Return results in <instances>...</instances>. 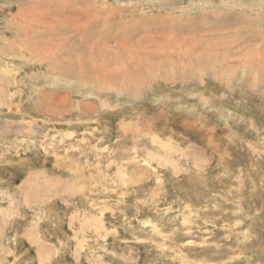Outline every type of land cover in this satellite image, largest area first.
Instances as JSON below:
<instances>
[{"label": "rangeland", "instance_id": "1", "mask_svg": "<svg viewBox=\"0 0 264 264\" xmlns=\"http://www.w3.org/2000/svg\"><path fill=\"white\" fill-rule=\"evenodd\" d=\"M0 264H264V0H0Z\"/></svg>", "mask_w": 264, "mask_h": 264}, {"label": "bare ground", "instance_id": "2", "mask_svg": "<svg viewBox=\"0 0 264 264\" xmlns=\"http://www.w3.org/2000/svg\"><path fill=\"white\" fill-rule=\"evenodd\" d=\"M84 34H85V33H84ZM84 34H83V35H84ZM64 36H65V35H64ZM84 36H87V35H84ZM106 36H107V35H106ZM118 36H119V35H118ZM145 38H146V37H145ZM148 38H149V37H148ZM84 40H85V39H84ZM152 42H153V41H152ZM101 43H102V41H101ZM101 43H100V44H101ZM57 44H58V43H57ZM98 44H99V42H98ZM93 46H95V45H93ZM98 47H99V46H98ZM98 47H97V48H98ZM212 47H213V46H212ZM80 52H81V51H80ZM95 52H96V51H95ZM98 52H100V51H98ZM103 52H104V51H103ZM109 52H110V51H109ZM111 52H112V51H111ZM75 54H76V52H75ZM77 54H78V53H77ZM78 55H79V54H78ZM99 57L102 58V54H99ZM98 59H99V58H98ZM100 65H101V64H100ZM84 68H86V70H87L88 67L86 66V67H84ZM120 69H121V68H120ZM114 71H115V70H114Z\"/></svg>", "mask_w": 264, "mask_h": 264}]
</instances>
